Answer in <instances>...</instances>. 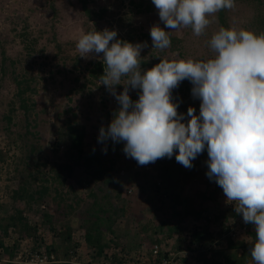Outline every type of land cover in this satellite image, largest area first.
I'll return each mask as SVG.
<instances>
[{
	"label": "rangeland",
	"instance_id": "374dc122",
	"mask_svg": "<svg viewBox=\"0 0 264 264\" xmlns=\"http://www.w3.org/2000/svg\"><path fill=\"white\" fill-rule=\"evenodd\" d=\"M49 1L0 0V205L2 206L0 217L6 216V211L11 210V194L17 189L20 181L26 179L29 172L36 170L35 167L30 166L32 161L27 158L28 156L34 159L39 157L42 160L48 158L51 160L50 162L62 160L61 153H54L52 145L56 140L55 128L57 124L66 117L75 115L76 121L86 128L88 147L105 152L108 140L105 142L98 141L100 130L98 131L97 127L107 128L113 119L114 112L118 110L120 105L103 84L99 88L98 82L91 84L85 80V78H88L87 70H84L85 65L91 60L103 61V53H91L87 57H82L79 67L73 71L71 70L73 60L63 58V56L66 57L67 53L70 57H73L74 52L78 51L75 44L82 34L92 31L102 32L108 29L115 30L117 35L122 37L131 27L150 34L151 27L159 25L165 31H168L170 40L173 36L181 39L179 49L171 51V44L169 48L163 51L155 49L150 38L151 44L147 43V47L142 49L140 59H147L149 54L152 53L170 61L181 59L207 61L215 55L210 48L209 41L212 35L220 29L216 13L208 17L210 20L209 25L202 35L197 36L191 27L179 30L165 28L152 1V9L147 14H138L137 4L142 0H92L89 5L93 10L106 8L109 11V15L104 17V20L97 21L96 26L93 22L85 23V19L81 17V6L78 0H55L56 14L51 11L48 5ZM149 1L143 0L144 4ZM234 3L235 6L227 11L229 27L235 28L237 31L240 29L247 30L256 3L253 0L234 1ZM24 29L27 30V36L30 39H35V47L31 52L26 48L25 37H21ZM53 36L56 42L53 41ZM136 43L144 42L136 41L134 44ZM57 44L61 52L58 51ZM72 48H76V50L73 49V52ZM10 61L15 62L16 75L25 74L26 78H32L31 87L34 91L29 101V104H32V109L27 115L28 125L23 110L19 108L16 86L10 77ZM141 70L145 71L144 68H141ZM74 78H78V81L75 82ZM184 81L188 86L193 87L189 80L185 79ZM123 82L124 79L122 78ZM115 87L117 93L124 90V85ZM137 90L129 87V95L133 101L139 99L140 93H137ZM171 96L173 103H175L180 93L174 92L171 93ZM185 100L188 99L185 98ZM200 103V99L194 98L188 102L187 109L193 107L195 114L199 115ZM107 113L109 116L106 117ZM8 116L11 117L10 122L7 121ZM188 119L190 118L187 117L186 113L183 122L186 123ZM26 131L31 134L25 135ZM32 144L37 147V152L29 155L28 149ZM116 151L117 149L110 151L108 157L115 160ZM118 154L120 158L115 162L113 173L115 180L122 182L120 189L122 190L121 197L124 202H120L117 206L122 208L124 212L123 214L118 212V215L114 218L113 229L117 236L104 230L103 238L105 242H110L113 239L120 244L121 239H126V247L131 251H136L143 243L151 245L158 241L160 248L169 250L173 254L177 264H212V249L207 251L204 248L197 251L195 245L190 247V235L193 231L192 227L197 225L196 223H198V229H202V226L207 225L209 236L215 237L217 241H223L227 237L234 240H246L247 235L244 234L245 231H242L240 222V220H243L242 214H240V218L230 216V210H235V205L228 202L223 193L216 194L213 191L214 182L205 176L204 168L199 163L200 154L192 161L197 172L196 177L185 184L184 179L176 175L173 179L175 181L169 182L167 188L160 187L163 189L161 192L172 191L175 194L179 193L182 200L185 198L190 203L195 201L196 210H204L202 218L205 220L199 222L187 218L178 221L180 216L173 214H175V211L184 210V207L180 205L173 208L167 193H165L162 200H159V193L161 192L158 193L148 186L153 181L157 183L158 180L155 179V176L159 174L160 166L163 164L171 167L176 166V163L173 162V156L171 158L164 157L154 163L140 166L135 163V159L126 156L123 149L118 151ZM178 165L187 171L188 168L180 163ZM147 167L149 169H146ZM49 168L39 167L37 170L46 173ZM135 171L140 172L138 177L134 176ZM128 177L132 181H128ZM76 178L77 176H73L67 179L65 189L60 188L61 193L66 194L64 192H68L72 188L75 190V194L81 200H84L88 190L94 186V182L90 181L87 184L83 178ZM131 182H134V184ZM40 184L38 180L35 186ZM75 194L67 193V197L71 199ZM54 196L55 193L51 191V195L44 201L34 204L31 213L24 212L23 216L30 226L37 227L38 233L35 236L38 240L43 238L41 241L39 240L41 245L47 246L53 243L55 246L61 247V239L52 236L50 233H45L40 221L42 214L56 213V204L52 200ZM213 198L215 199L214 202ZM69 202L72 203L71 200ZM161 209L167 214L162 213ZM161 221L165 225L158 232L156 231L157 226ZM178 222H185V228L183 225L180 233L183 237L178 239L175 236V239H171L167 235V227L172 226V224L178 225ZM218 222L226 224L229 230L222 233V229L218 227ZM55 226L58 228L60 224L57 223ZM82 234L83 231L76 228L73 232L72 241L68 246H74L77 240L82 242L80 239ZM209 236L207 241H209ZM32 239L17 238L15 233L11 231L10 237L5 242L6 245L11 247L12 241L16 240L17 245L39 248L37 247L38 244L34 243L35 238L32 237ZM134 243L139 244L138 247H134ZM108 244L109 253L119 252L121 247H114L111 243ZM210 246L214 248V245ZM61 250H63V247L58 249L57 254H60L59 256H62ZM76 252L80 264H100L103 262L102 259H99L98 262L94 260L87 253L89 252L88 248L83 244L76 249ZM240 252L238 251V254ZM146 255H148V251H146ZM88 257L89 259H87Z\"/></svg>",
	"mask_w": 264,
	"mask_h": 264
},
{
	"label": "clouds",
	"instance_id": "9594fccd",
	"mask_svg": "<svg viewBox=\"0 0 264 264\" xmlns=\"http://www.w3.org/2000/svg\"><path fill=\"white\" fill-rule=\"evenodd\" d=\"M152 3L165 28L191 27L197 36L209 25L208 17L235 6L234 0ZM150 36L153 48L170 47L168 31L159 25L151 27ZM116 37L115 30L105 29L82 34L76 43L81 57L103 53L101 84L120 105L110 125L100 128L98 141L124 142V153L139 165L171 158L178 150L175 159L185 168H192L206 147V175L222 188L244 223L254 225L250 255L255 264H264V33L221 27L209 41L213 58L160 59L146 71L140 58L147 42L132 44ZM185 79L193 85L192 96L201 101L199 115L193 107L187 109L186 123L171 96ZM117 85L124 90L117 93ZM129 87L140 90L138 100H131Z\"/></svg>",
	"mask_w": 264,
	"mask_h": 264
},
{
	"label": "trees",
	"instance_id": "16d2710c",
	"mask_svg": "<svg viewBox=\"0 0 264 264\" xmlns=\"http://www.w3.org/2000/svg\"><path fill=\"white\" fill-rule=\"evenodd\" d=\"M78 1L81 6V17L85 19V23L93 22L94 26H96L97 21H102L104 20V17L109 15V11L106 8H98L97 11L93 10L89 5L92 0ZM151 1L152 0H150L146 4H144L143 0L140 1L137 4V13L147 14L152 9ZM253 2L256 3V5H254L255 11L247 30H250L259 35L264 33V2H262V0H253ZM48 5L51 8L53 14H56L55 0H50ZM227 11L228 9H223L216 13V19L220 28H230L227 22ZM27 35V30L24 29L22 31L21 37H25L26 48L31 52L35 47V39L32 38V40ZM116 38H119L118 40L130 42L132 44H134L136 41L147 42L151 44L150 34L143 33L139 29L137 30L133 27L128 29L125 36L121 37L117 35ZM53 41L56 42L54 36ZM180 43L181 39L174 36L171 37L172 46L170 50L177 51L179 49ZM56 47L58 48V51L61 52L58 44ZM73 49L76 50V48H72V51ZM79 55L80 54L77 51L74 52L73 57H70L68 53L66 54V57L63 56L64 59L71 58L73 60V63H71L72 71L77 69L80 65L82 57ZM160 59H162L160 56L150 53L147 59H140V66L146 71L152 68L154 65L158 64L160 62ZM14 65L15 62L10 61V77L12 79V82L16 86V96L19 101V108L23 110V113L26 116L25 120L28 125L29 119L27 115L32 109V104H29V101L32 92L34 91L31 87L32 78H26L25 74L16 75ZM84 70H87L88 74V78H85V80L91 84L98 82L100 88L101 77L104 74L105 70L103 61L91 60L85 65ZM74 81H78V78H74ZM191 89L192 87L188 86L185 81H182L176 89L174 88L172 90V93H180L179 98L175 100V103L178 104V114L182 113L186 115L188 102L194 99ZM137 93H140L139 89L137 90ZM185 98L188 100H185ZM107 116H109L108 113L106 114V117ZM7 121H11L10 116L7 117ZM97 130H100V126L97 127ZM55 132L57 133L56 140L54 141L52 146L54 147V153H61L62 160L58 162H50L51 160H49L48 158L42 160V158L39 157L35 159L30 158V156L27 157L32 161L30 166L35 167L36 170L31 171L32 173L29 172L27 175L28 177L20 181L17 189L14 190L11 194V210L6 211V216L0 217V256L13 258L16 255V251H18L20 248V245H17L18 242L16 240L12 241V247L6 245L5 240L10 237V232L12 231V233H15L17 238H35L34 243L38 244L37 247L39 248L32 246L33 250L45 249L48 253H55L59 258L62 257V259L65 260H70L69 258L71 257V251L73 255L78 256V254H76V249H78V247L82 246L83 244L89 250V252L87 253L90 254L91 257L97 262L99 259H102L104 261H110L111 264H121L123 261L119 259V254L129 255V252H131V249H128L126 247V239H121L120 244L118 242H115L113 239L110 240V242H105L103 238V232L105 230L111 235L117 236L116 232L113 229L115 221L114 218L118 215V212H122V214L124 212L122 208L117 206L118 204H120V202H124V199L121 197L122 190L120 189L122 182L120 180H115L113 173L115 169V162L120 158L118 151L124 148V142H113L112 140H108L105 146V152L88 147L86 128L76 121L75 115H73L72 117H66L64 120L60 121V123L57 124L55 128ZM29 134L31 133L28 131L25 132V135ZM115 149H117V151L115 152L116 159L113 160L109 158L108 155L110 151H113ZM28 152L29 155L36 153L37 147L32 144L28 149ZM176 152H178V150H176ZM176 152H174L173 154V162L176 163V166L171 167L165 164L160 166L159 174L155 176V179L158 180L157 183H159V185L153 181L150 183V185H148L150 189H154L158 193L161 192L163 190L162 188L169 186V182L171 183L172 181H175L173 179L176 175L181 176L184 179L185 184L193 177H196L197 172L194 166L192 168H188L186 171L178 165V162L175 159ZM207 160L208 155L205 147V150L199 155V163L204 168L205 176L209 178L206 175L208 171V166L206 163ZM135 163L138 164L136 160ZM39 167L50 168L48 172L43 173L42 171L37 170V168ZM50 172L51 174H49ZM139 175V171L134 172L135 177H138ZM73 176H77L76 179H78V177L83 178V180H85L87 184L90 181L94 182V186L88 190L84 200H81V198H79L77 194H75V190L72 188H70L68 192H64L66 194L61 193V189H65L64 187L67 179ZM38 180L41 184L39 186H35V183ZM127 180L132 181L130 177H128ZM213 182V191L216 194L223 193L222 188L218 186L215 180H213ZM131 183L134 184V182ZM51 191L55 193V196L52 198V200L56 204V213H44L41 215L40 221L41 226L43 227L42 229L43 231H45V233H50L52 234V236L61 239V247L55 246L53 243L47 246L41 245V242H39V240L41 241V239L43 238H39L38 240L37 236H35L38 233L37 227L30 226L27 219L23 216L24 212L31 213L34 204L40 201H44L48 196L51 195ZM67 193L75 195H73L72 198L69 199L67 197ZM165 193H167V197H170L173 208H176V206L180 205L184 207V210L180 212L175 211V214H173L180 216V219L178 221H182L184 218L197 222L205 220L202 218L204 210H196L195 201H191L190 203V201L186 200L185 198H183L182 200L179 193L175 194L172 191H164L159 193V200H162L165 197ZM70 200L72 201V203L69 202ZM214 200L215 199L213 198V202ZM0 208H2L1 205ZM161 212L164 213L165 211L161 209ZM230 216L233 218H240V214H237L234 209L230 210ZM240 222L242 224V231H245L244 234L246 233L247 235V237L245 238L246 240H234L231 237H227L223 241L220 240L221 242L217 241L215 237L212 238V236H209V229L207 225L202 226V229H198V223H196L197 225H194L192 227L193 231L190 235V247L192 245H195V249L197 251H201L204 248L207 251H211L212 249V264H255L250 255V248L253 246V243L256 239L255 227L252 224H245L243 220H240ZM57 223L60 224L58 228H56L55 226V224ZM184 224L185 222H178V225L172 224V226H168L167 235L171 239H173L175 236L178 237V239L180 237H183L182 234L180 235V233ZM164 225V222L161 221L157 226L156 231L160 232ZM218 225V227L222 229V233H225L229 230L226 224L218 222ZM76 228H79L83 231V234L80 237L82 242L77 240L74 246H68L72 241L73 232H75ZM221 235L222 234L220 233V236ZM208 236L209 241H207ZM108 243H111L114 247H121L119 249V252L109 253ZM156 243H158V241H156ZM210 245H214V248H212ZM135 246L136 244L134 243V247ZM62 247L63 250L60 251L62 256H59L60 254L58 255L57 252L58 249ZM69 247L71 248V250ZM238 251L241 252L238 254ZM148 255L150 259L155 263H158L161 258L166 256V254L163 255L161 253H159L157 256H153L152 254H150V252H148ZM134 256H136V254ZM61 264L71 263L68 262Z\"/></svg>",
	"mask_w": 264,
	"mask_h": 264
},
{
	"label": "built area",
	"instance_id": "2783aa9c",
	"mask_svg": "<svg viewBox=\"0 0 264 264\" xmlns=\"http://www.w3.org/2000/svg\"><path fill=\"white\" fill-rule=\"evenodd\" d=\"M146 169H149L148 167ZM159 185V183H157ZM150 254L153 256H157L159 253L166 254L165 257L161 258L158 263H155L150 259L148 255L141 254L135 257L129 256L128 254L121 255L119 254L121 264H177L175 263V258L172 253L168 252L169 250H164V248H160L158 243H153L151 248L148 250ZM70 260H65L59 258L55 253H48L45 249H37L33 250L32 247L20 245V248L16 255L13 258L9 257H1L0 256V264H61V263H71V264H80L77 260V255H73L71 251ZM100 264H111L110 261H104Z\"/></svg>",
	"mask_w": 264,
	"mask_h": 264
},
{
	"label": "crops",
	"instance_id": "0c3cea01",
	"mask_svg": "<svg viewBox=\"0 0 264 264\" xmlns=\"http://www.w3.org/2000/svg\"><path fill=\"white\" fill-rule=\"evenodd\" d=\"M145 244H146V243L141 244V245L139 246V248H138L136 251H131V252H129V251H130V250H129V251H128V252H129V255H133V256H134L135 254H136V256H137V255H141V254L144 255L145 252L147 251L146 249H148V248L150 249L151 246L153 245V244H151V245H145ZM138 245H139V244H137L136 246L138 247ZM136 246H135V247H136ZM145 246H146V248H144ZM149 249H148V250H149ZM148 256H149V255H148ZM87 259H89V257H88ZM80 261H81V260H80Z\"/></svg>",
	"mask_w": 264,
	"mask_h": 264
}]
</instances>
